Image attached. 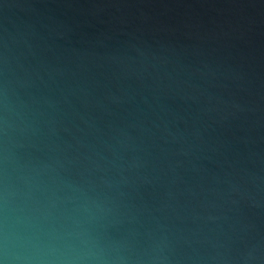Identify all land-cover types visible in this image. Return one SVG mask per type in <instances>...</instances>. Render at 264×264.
Wrapping results in <instances>:
<instances>
[{"label": "water", "instance_id": "95a60500", "mask_svg": "<svg viewBox=\"0 0 264 264\" xmlns=\"http://www.w3.org/2000/svg\"><path fill=\"white\" fill-rule=\"evenodd\" d=\"M0 264H264V0H0Z\"/></svg>", "mask_w": 264, "mask_h": 264}]
</instances>
